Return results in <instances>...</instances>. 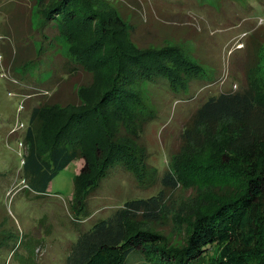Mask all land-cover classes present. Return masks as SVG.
<instances>
[{
  "label": "trees",
  "instance_id": "16d2710c",
  "mask_svg": "<svg viewBox=\"0 0 264 264\" xmlns=\"http://www.w3.org/2000/svg\"><path fill=\"white\" fill-rule=\"evenodd\" d=\"M47 2L39 52L21 67L25 73L31 69V75L25 77L26 89L19 95L27 100L39 97L32 100L38 104L30 109L22 139L26 146L23 184L29 192L44 195L61 171L83 161L69 202L74 216L80 215L72 218V224L90 218L82 194L95 190L114 167L133 174L144 189L157 187L149 198L127 201L109 218L79 232L66 264H264V69L259 40L251 38L241 90L209 97L188 120L187 135L200 127L213 132L225 124L227 137L220 143V152L211 157L214 161L195 168L224 185V190L197 206L185 238L171 245L165 236L141 225L160 219L167 195L183 185L184 179L176 163L160 173L157 166L147 163V151L136 143L145 125L152 122L143 110L139 88L160 83L175 102H181L206 88L207 76L178 47L120 46L112 32L113 26L122 25L118 16L96 11L89 0ZM60 40L68 45L65 54L51 47ZM81 72L91 79L78 89L77 105L55 106L45 101L44 93ZM50 113L58 119L54 132ZM95 125L98 136L87 145L85 138ZM191 175L185 174L195 182ZM217 246H221L218 256L208 263Z\"/></svg>",
  "mask_w": 264,
  "mask_h": 264
},
{
  "label": "rangeland",
  "instance_id": "374dc122",
  "mask_svg": "<svg viewBox=\"0 0 264 264\" xmlns=\"http://www.w3.org/2000/svg\"><path fill=\"white\" fill-rule=\"evenodd\" d=\"M47 1L0 0V243L5 242L0 246V264H66L69 248L79 232L109 218L125 202L147 199L157 190L156 186L144 189L133 174L114 167L110 177L95 190L82 194L86 195L91 216L80 224L81 218L76 219L79 225H73L72 218L80 215L78 212L74 216L69 202L83 161L61 171L44 195L29 192L23 184L21 169L26 146L22 139L30 109L38 104V100H32L39 97L27 100L22 93L19 95L21 89H26L25 77L31 75V69L25 73L21 67L39 52L43 17L50 4ZM89 1L96 11L118 16L122 25L113 26L112 32L120 46L132 43L142 49L178 47L200 65L209 81L199 93H193L196 87L191 88L194 96L181 102H175L170 90L160 83H146L139 88L143 110L152 122L145 125L136 143L147 151L148 164L157 166L162 173L176 163L184 179L183 185L167 195L160 219L145 221L141 227L162 234L171 245H179L197 206L224 190V185L195 168L214 161L211 157L220 152V143L227 137L223 133L225 124L213 132L200 127L187 135L188 120L209 97L241 90L246 83L252 37L261 45L260 66L264 69V0ZM51 47L59 54L68 49L65 40ZM90 79L89 74L81 72L58 89L44 93L48 98L45 101L55 106L77 105L78 89ZM27 101L30 103L25 108ZM51 115L50 129L54 132L58 119L54 113ZM98 128L95 125L87 134V145L98 136ZM188 172L194 174L190 179L195 178V182L187 180ZM220 248H213L208 263L218 256Z\"/></svg>",
  "mask_w": 264,
  "mask_h": 264
}]
</instances>
